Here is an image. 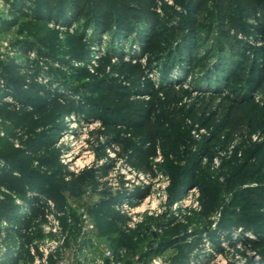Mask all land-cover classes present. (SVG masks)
Here are the masks:
<instances>
[{
	"label": "rangeland",
	"instance_id": "rangeland-1",
	"mask_svg": "<svg viewBox=\"0 0 264 264\" xmlns=\"http://www.w3.org/2000/svg\"><path fill=\"white\" fill-rule=\"evenodd\" d=\"M26 1L0 0V61L8 67L10 59L16 62L10 86L33 101L51 85L67 97L108 103L84 84L126 90L131 69H99L100 55L144 63V40L161 51L165 39L184 35L147 71L156 83L174 88L160 106L166 136L153 159L155 176L126 163L124 137L113 147L119 156L102 150L106 140L97 121L70 115L58 128L49 126L53 121L16 114L19 102L0 92V167L12 171L19 190L0 188V212H24L21 194L49 191L56 197L49 202L52 213L25 239L41 256L33 264H182L179 256L184 264H264V201L245 194H264V39L257 33L264 2L253 13L252 0H229L231 14L222 20L214 0H158L162 33H147L144 27L152 24L144 20L113 35L83 26L69 3L55 0L50 11L41 0ZM104 2L111 8L112 0ZM244 51L261 71L260 82L254 88L241 83L246 99L234 102L224 71ZM203 54L206 69L190 59ZM160 62L170 64L167 78H161ZM34 65L36 72L28 67ZM111 208L130 217L126 226L110 223Z\"/></svg>",
	"mask_w": 264,
	"mask_h": 264
},
{
	"label": "trees",
	"instance_id": "trees-1",
	"mask_svg": "<svg viewBox=\"0 0 264 264\" xmlns=\"http://www.w3.org/2000/svg\"><path fill=\"white\" fill-rule=\"evenodd\" d=\"M33 0H27V4ZM50 11L56 8L55 0H41ZM62 5L69 3L73 12L78 19H84L83 26L92 27L94 33L103 31L105 33H112L113 35H119V31L129 32L133 23L143 22L144 20L150 25V28L144 27L147 33L152 35L162 33L157 24L162 20L158 12V0H132L125 2L124 0H112L111 8L106 7L104 0H59ZM191 3H198L200 0H190ZM264 0H252L251 10L253 13L261 8L260 3ZM213 9L220 19L224 20L231 14V4L229 0H214ZM66 7V6H64ZM189 7V6H188ZM25 10H29L25 8ZM15 13V12H14ZM20 13V14H19ZM18 15H27L25 11H20ZM252 15V14H250ZM253 16V15H252ZM6 24L3 28L6 29ZM257 33L264 39V23L259 21L257 25ZM168 36L173 35L171 32L167 33ZM148 36V35H147ZM184 35L178 36L176 39H165V47L158 49L157 43L147 38L143 41V50L145 55L144 63L139 61L131 62V59L123 60V54H118L116 57L118 62L112 61V55L108 52L99 56L97 62L99 69L112 68L116 64H120L122 68L131 69V78L128 82L126 90H117L114 87L102 88L97 86L96 83H85L84 89L91 93L102 95L107 99L108 103L94 104L88 99H79L75 97H67L60 93L56 88H52L51 85L43 88L44 95L41 96L39 101H33L27 96H18L15 90H12L8 75L12 74L16 67V62L10 59V65L4 66L0 61V92H4L16 101L20 106L14 110L18 115H27L30 119L35 117L53 121L49 123V126L59 127L63 117H69L74 115L76 119L83 117L88 122L97 121L98 131L103 135L106 140V144L102 147V150L111 148L117 156L119 152L115 150L114 144L117 143V139L125 138L127 143L123 148L125 155V161L132 169L137 172H142L155 176L153 173L154 163L153 159L159 155V150L164 146V139L166 134L161 131L163 125V114L160 106L165 103L163 100L168 92L173 91L174 88L170 86H163L156 83L147 74V71L151 69L153 63L160 58H165L166 54L170 51V48L180 42ZM190 41L194 40L190 37ZM249 49L252 47L249 46ZM45 54V52H41ZM259 53H255V60L253 63L258 62ZM241 58L239 63L232 70H225L226 78L224 79L225 91L231 95V100L234 102L244 101L246 98L242 95V84L245 82V87H257L259 85V78L261 71H256L255 65L250 62L246 56V52H240ZM168 56L167 58H170ZM208 56L205 54L199 56H191V61L196 66H202V69H206V60ZM137 59V58H135ZM166 59V58H165ZM169 63V62H168ZM251 63V64H250ZM33 71H37L38 67L28 66ZM205 67V68H204ZM247 72L244 73V70ZM218 69V70H217ZM216 71H219L217 68ZM171 70L170 64H163L160 62V75L161 78H167ZM215 71V70H214ZM134 97V98H133ZM239 99V100H238ZM3 105L11 106V102H4ZM31 107V109H27ZM35 118V119H37ZM98 144V142H97ZM106 157V154H102ZM113 164L107 165L106 169L109 170ZM105 174L106 175V171ZM71 175L70 172L67 173ZM15 177L12 171L6 166L0 167V188H5L11 192L19 193L14 185ZM120 180V179H119ZM106 183V182H103ZM122 183V182H121ZM245 194L249 197H259L264 201V194L257 192ZM19 195V194H18ZM23 204L19 205L25 207V211L17 213L16 215H7L0 212V223H6V226L0 224V244L4 245L0 248V264H33L34 259L38 256L41 259L39 253L36 255L31 252L29 247L25 243V239L29 234L31 227L37 222H44L52 213L49 202H56V197L49 191H43L40 194H32L31 196L19 195ZM264 203V202H263ZM120 205V201L116 202ZM107 218L113 225L126 226L130 221V217L127 214L111 208L110 213L107 214ZM257 235V233H255ZM261 239H264L262 237ZM196 245V244H195ZM178 262L184 264V256L177 257Z\"/></svg>",
	"mask_w": 264,
	"mask_h": 264
}]
</instances>
